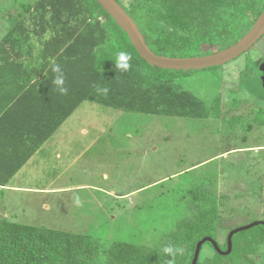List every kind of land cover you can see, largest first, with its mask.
Segmentation results:
<instances>
[{"label":"trees","instance_id":"obj_1","mask_svg":"<svg viewBox=\"0 0 264 264\" xmlns=\"http://www.w3.org/2000/svg\"><path fill=\"white\" fill-rule=\"evenodd\" d=\"M115 1L136 23L154 54L173 58L206 56L228 48L264 9V0H126V6ZM20 8V16L0 38L1 80L24 86V119L16 135L47 136L83 102L126 114L224 119L219 99L213 100L209 113L203 101L176 84L186 72L152 67L141 59L95 0H36L22 3ZM120 51L131 56L127 72L115 68ZM53 61L64 70L66 95L52 84ZM263 61L241 72L242 88L249 90L248 82L255 79L264 93L258 77V65ZM97 85L107 87L108 95L97 93ZM260 98L264 100V96ZM255 112L253 125L264 126V110ZM16 135L15 142L19 140ZM7 180L8 173L0 177V186ZM203 186L200 182L186 189L183 199L188 215L163 234L156 248L0 218V264H168L172 258L163 253L166 246L184 250L176 255L174 264H189L196 243L205 237L214 239L219 218L216 200ZM222 259L226 257L216 253L214 259L200 262L198 258L197 264H226Z\"/></svg>","mask_w":264,"mask_h":264},{"label":"rangeland","instance_id":"obj_2","mask_svg":"<svg viewBox=\"0 0 264 264\" xmlns=\"http://www.w3.org/2000/svg\"><path fill=\"white\" fill-rule=\"evenodd\" d=\"M34 1L0 0V35L20 16V4ZM121 1L127 5L126 0ZM262 59L264 36L224 66L191 71L177 79L176 84L203 101L209 113L213 100L219 99L224 118L220 120L126 114L81 103L75 112L78 116L72 119L75 125L91 123L106 133L89 155H80L79 162L71 163L67 177L56 179L57 188L70 189L44 197L23 196V200L21 195L5 193L4 198L18 200L11 205L21 201L24 204L20 211L7 202V218L31 226L156 248L163 234L188 215L184 192L200 182L219 209L213 232L217 241L223 243L230 228L264 218V127L244 131V125L246 128L251 122L242 123L253 116V111L264 110V100L260 98L264 93L258 81L248 82L250 76L245 78L250 89L241 87V72ZM238 118L240 122L231 131L234 123L230 119ZM77 141L72 138L71 155L66 160L86 145L87 138ZM80 184L92 187L74 189ZM42 201L50 205L48 212L40 209ZM215 254L205 243L199 261L214 259Z\"/></svg>","mask_w":264,"mask_h":264},{"label":"crops","instance_id":"obj_3","mask_svg":"<svg viewBox=\"0 0 264 264\" xmlns=\"http://www.w3.org/2000/svg\"><path fill=\"white\" fill-rule=\"evenodd\" d=\"M1 36L2 34L0 38ZM23 95L24 86L22 83L2 81L0 77V177L3 178L8 173L9 178L7 183L4 184L5 186H0V196L2 195L0 197V218L9 217L6 210L8 209V203L9 207L15 206L20 211L24 208L23 201L11 205L12 202L15 203L18 200L4 198L3 194L5 193V195H21L20 200H23V196H27V198L44 197L63 194L68 191L70 189L68 186L57 188L56 179L67 177L70 174L71 163L79 162L78 160L82 158L79 157L80 155H86L87 153L89 155L91 149L95 148L97 142L101 140V135L106 133L105 131L102 133V129L92 127L91 123L76 126V122L72 121L78 113L76 109L73 112H76L75 114H71L56 131L47 136H33L32 134L29 137H26L27 134L25 137L23 135L18 136L16 131L22 126L21 122L24 119L23 106L26 103ZM91 105L96 104L91 103ZM17 134H20V131ZM15 135L17 139L19 138L16 142L14 141ZM73 137L76 138V141L86 137L87 143L80 146L79 152H75L74 157L66 160V156L71 155ZM16 159L19 160L16 162ZM20 160L23 161V164L17 166ZM13 169V172H9ZM50 170L53 172L49 173ZM55 173H57L56 176ZM91 187L90 185L80 184L74 186V189ZM3 202H6L5 206L2 205ZM15 207L12 209L15 210ZM39 207L47 212L50 209V205L45 201H42ZM14 216L16 217L15 214Z\"/></svg>","mask_w":264,"mask_h":264},{"label":"water","instance_id":"obj_4","mask_svg":"<svg viewBox=\"0 0 264 264\" xmlns=\"http://www.w3.org/2000/svg\"><path fill=\"white\" fill-rule=\"evenodd\" d=\"M113 19L119 29L124 32L141 59L149 66L157 67L163 70L183 71H201L210 68L224 66L237 59L242 54L251 49L264 35V9L256 18L251 28L233 45L219 52L198 57L173 58L158 56L154 54L145 44V41L132 18L115 0H95ZM260 73V83L264 89V61L258 65ZM257 225H264L263 222H253L245 227L231 231L226 238V251H221L217 242L209 237H205L196 243L193 257L190 264H197L200 250L203 244L208 243L213 250L221 255L227 256L231 251V238L234 234L253 228Z\"/></svg>","mask_w":264,"mask_h":264},{"label":"flooded vegetation","instance_id":"obj_5","mask_svg":"<svg viewBox=\"0 0 264 264\" xmlns=\"http://www.w3.org/2000/svg\"><path fill=\"white\" fill-rule=\"evenodd\" d=\"M220 103V102H219ZM221 107L222 103H220ZM255 111L252 112L253 116H250L249 118L247 117L245 120H243L242 123H247L251 122V124L247 125L245 128L244 125V131H251L253 129H256L258 127H264V126H257L253 125V118L255 116ZM240 122V118L235 119L234 126L232 127L231 131H234L235 125ZM240 123V124H242ZM243 125V124H242ZM240 128V126H239ZM230 129V127H229ZM253 222H263L264 223V218H257ZM247 226V225H245ZM245 226H238L234 228H230L228 231H226V236L224 237L223 243L221 241H217V238H211L212 240H215L220 248L221 251H226V238L228 234L241 227ZM256 229V232H251L252 229ZM238 237L237 241L233 243L232 239H236ZM232 246H231V251L226 257L225 261L226 264H264V225H257L253 228L238 232L234 234L231 238ZM215 252V251H214ZM216 253V252H215ZM219 255V254H218ZM221 256V255H220ZM192 260V259H191ZM191 260L189 264L191 263Z\"/></svg>","mask_w":264,"mask_h":264},{"label":"clouds","instance_id":"obj_6","mask_svg":"<svg viewBox=\"0 0 264 264\" xmlns=\"http://www.w3.org/2000/svg\"><path fill=\"white\" fill-rule=\"evenodd\" d=\"M130 60L131 56L127 52L120 51L116 56L115 68L122 72H127L131 68ZM50 69L54 74L52 84L55 86V90L61 95H66L68 93V88L65 86L66 81L63 68L60 64L53 61L50 63ZM95 87L97 93L103 96L108 95L109 89L107 87H100L98 85ZM183 251L181 247L166 246L163 248V253L172 258L168 260V264H174L176 255L182 254Z\"/></svg>","mask_w":264,"mask_h":264}]
</instances>
